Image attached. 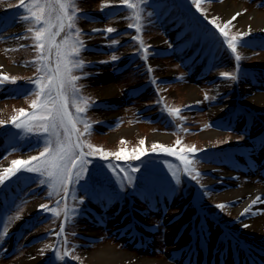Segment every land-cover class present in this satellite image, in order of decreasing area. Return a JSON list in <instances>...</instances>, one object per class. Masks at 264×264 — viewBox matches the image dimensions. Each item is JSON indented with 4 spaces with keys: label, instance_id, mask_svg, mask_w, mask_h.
Masks as SVG:
<instances>
[{
    "label": "rangeland",
    "instance_id": "rangeland-1",
    "mask_svg": "<svg viewBox=\"0 0 264 264\" xmlns=\"http://www.w3.org/2000/svg\"><path fill=\"white\" fill-rule=\"evenodd\" d=\"M16 1L17 0H0V19L13 6V4L16 3ZM119 3L120 0H77V6L79 7V9H81V11H86L90 13L92 12L94 17L103 18L104 20V22H99V24H97L96 22L89 23L81 16H78L79 18L77 20V27L81 29V32L82 29L85 28V25L90 31L89 34H85L82 32L83 35L81 36V39L86 41V44L89 43L90 45H92L91 48H88L86 51H83V54L81 53V58L84 61H89L90 63L88 64V67H85L83 69V71L90 73V75L77 82L78 84L84 85L83 89L81 90V95L88 97L89 103L91 105V107L86 112H89V117L86 113L84 114V116L92 124V129L90 133L84 135L82 139L108 152H116L123 148L129 153L133 149L140 147L139 141L143 139L145 140V144L143 145V147L149 152L148 154L154 157L155 159L156 157H160V153L162 152H151V146L153 143H160L169 146L175 144V141L179 139L181 141V144L175 145L176 148L194 145L200 149H203L204 147L223 148L226 147L228 144H231L232 141L235 145L248 142V134L240 132V130L237 128L230 129L228 132H225L226 130L222 131L212 139L203 138L200 135L206 129L212 130L213 121L222 120V118L226 117L225 112L231 109L229 105H231V103L234 101V96L238 104H241V106H243V109L247 108L253 111L259 110L260 114L264 115V108L257 109L253 107L246 101V97L244 98V96L241 95L240 84L237 89V92L232 94L233 91L227 90L231 80L219 77L218 74H220L221 72H234L233 69L227 70L231 68L229 66H231L232 62L229 55L231 56V58L234 57V55L231 54V50L229 52V55L226 56L227 59H225L224 61V56H219L217 59L212 61L210 63V71H205V62L201 60V57H198L196 55V53L192 50L188 43H182L181 45H179L182 46V48L180 47L177 50V53H179V57L175 56L174 54L169 55L173 53V51L165 55V58L159 54L153 55L155 54V52L152 54V56H148V64L153 69L149 76L151 77L154 74L155 78H157V81H170L167 84H160L159 82L156 83L157 86H160L158 94L162 96L164 104L167 108H178L179 106H183V108H185L184 113L182 114L184 116L183 118L185 121L190 123V125L187 124L182 126L181 128L174 127L181 120V116L173 118L172 121L175 125L169 123L166 126H163L161 124L159 125L154 122V124H152L138 119V117L134 113V110L140 109L145 99L155 101L158 98L157 95L153 94L152 91L150 93L146 92V94H139H145V97L134 96L136 97L135 99L133 97H131L130 99L127 96V89L131 85L137 84L139 80L145 82V77H142V74L139 73V68L142 67L141 64H139L140 66L136 67L135 70L128 69L122 73H114L116 68L120 65L129 64L128 61L126 62V59L128 57V55L126 54V49L128 47H130L131 49L136 45H134V42H126L120 45V41L118 48H116V45V47H109L108 45H110L112 38L105 37L108 34H106L103 30L99 32L92 31L93 29H98V26H101L103 29H106L107 27H115L118 31L122 28L121 26L124 24V22L121 16H114L110 18H107V16H105L106 14L111 12V10ZM225 3H232V6H242V8L238 10V12H242L243 14L248 13L250 11H257L260 16L264 17V1L262 0H211L210 3L208 2V0H202L201 7L206 10L205 14L208 15L209 19H211V17L214 16L215 7L218 5H223ZM103 5L108 6L104 7L102 10ZM192 6L194 10H196L193 4ZM199 14L202 15L200 12ZM146 18L147 20H143L144 27L142 32V37L145 42L150 43L154 47L161 48L167 47V43H165V38L167 40L168 38H171L172 41H177L176 30L173 28V22L171 18L163 21L162 29L160 25L154 23L152 14L150 16L148 15ZM217 22L223 24V18H219ZM24 23H26L28 27L30 26L28 22ZM238 31L249 30H243L235 23V21H233L232 26H230L229 28V32L230 34H235ZM5 32H9V30L7 29ZM262 34L263 33L250 30V35H248L247 38H261ZM21 35L23 34L10 36L6 39L0 40V58L4 62L2 64L0 63V74H7L8 76L24 78L18 79L16 85L6 83L5 85L7 86V88L5 91L3 87H0V120H8L11 116L17 114L15 111L17 109H28L29 102L34 98V96L30 94L34 88L27 89L29 87L34 86H29V83L27 82L26 78L33 77L36 71L35 65L29 63L34 58L35 51L32 46H27L23 48L19 47L21 44L28 43V41L31 40L30 33L26 32L24 35L29 37L28 39H17V37ZM121 36L122 35L118 36V40ZM104 38H107L106 42L104 41ZM157 38H159L161 42L155 43L154 40ZM103 42L107 43V45L103 46ZM238 52L242 56V60L240 62L248 64L249 66H251L250 68L252 69L264 68V66L260 65L264 63V46L257 47L255 49V52L240 49H238ZM113 54L120 57V59L114 62L110 61V57ZM100 61L110 62L99 63ZM180 63L185 67L186 70L188 69L189 71H191V74L187 73L184 69H179ZM101 73H106L105 80L100 75ZM74 74L81 75L82 73L80 71H77ZM202 77H205L207 79H203ZM207 80L212 82V84L207 83ZM105 81L107 83L111 82L115 86L117 95L113 98L99 99L97 97V90L95 89V87L98 85L101 86ZM24 83L26 84L24 85V87H22V84ZM260 85L261 88H259V90H255L258 93H264V83ZM188 87H191L197 95V98L190 102L187 101L189 93L186 92V90L188 89ZM147 88L148 87H146L143 91L147 90ZM205 95H207L209 99H204ZM97 101L104 105V109L99 110L94 106ZM197 101H199V103H197ZM193 104L200 105L198 110L193 111V109L190 107V105ZM105 106L107 107L105 108ZM215 106L222 107L224 109V112L215 118H210V110ZM72 110L73 112L75 111L74 108ZM107 111L114 112V114L111 116H105L104 114H102V112ZM165 117L166 116H163L159 119L161 120V118L163 119ZM101 118L105 119V123L97 121V119ZM13 127L14 126H12L11 124H7L0 127V145L3 136ZM128 127L133 128V131L126 133L125 131ZM186 127L189 128L190 132L184 131V129H187ZM78 128L83 131V124H79ZM178 130L180 132H178ZM158 133H163L169 137L167 138V140L164 141L152 139V135ZM121 140H123L124 143H121ZM218 152L219 149L214 150V154H217ZM20 154H22L21 147L10 149H3L0 147V171H2L3 168L8 165L9 161L18 159ZM169 165L170 164L162 163L155 164L154 166L158 168L159 172L170 174ZM200 166L201 170L204 171L206 169H211V174H207V178L200 177V181L202 182L203 180V182H205V184H209L210 187L208 189L209 191H207V195L204 194L206 190L205 188L199 190V200H197L194 204L196 208L200 209L202 215L204 216V220H199L194 216L192 218V225L194 229V243L196 244L198 242L197 229L200 230L202 233L205 232L208 236L211 235L210 229H208V227H206V229L205 227L202 228L203 224L204 226L205 224H207V219L223 220L218 222H224L228 225L229 223H232L231 221H233V219L236 217V215L232 212V203L229 201L220 200L217 196L219 193L223 192V188L225 187L224 185H216L214 183L219 182L223 176V174L218 173L220 171L219 168L216 169V167L214 166H211L210 168L208 162L204 161L203 164H200ZM222 171L225 172L224 174H227V176L228 174H230L227 173V169H224ZM186 177L188 180H190L191 184L194 183L195 180L191 179V177L187 175ZM247 179H249L250 181H254L258 185H260V187H264V179H261L258 176L253 175ZM241 180L242 179L238 181ZM243 180L242 182L245 181ZM230 181L233 180L231 179ZM181 185V183L178 185L176 184V192L179 190ZM240 186L241 183L234 185L233 188H239ZM1 187L2 185H0V188ZM47 192L48 189H46L45 194L42 197L31 196L28 199L24 198V196L21 194L17 197V199H15L12 206L6 207L3 205L4 207L0 208V221L4 222L0 224V231H2L3 226L9 227V232L7 234L8 239H3L2 241H0V264H13L14 261L18 260L20 257L31 254L39 259L38 264H48L47 261H49L50 259L49 256L51 254V251L55 247V240L57 239V242H59V240L63 241V236H60L59 238H57L56 236V233L59 231L61 216L57 217L52 215L51 218H48L47 221L42 223L41 227L37 226L35 228L34 223L30 226L27 224L28 221L31 220L39 222L40 224L41 219H38L39 215H37L38 218L36 220L34 218L31 219V217L33 216L36 208L42 201L46 202L45 204L49 205L48 202L50 198H48ZM190 192V187H188L184 194L182 193V198L181 196L176 197L175 195L174 201L170 205L171 208L167 210L168 214L165 217L166 227L164 226V217L159 212H154V210L149 211L150 220L153 221L156 225H158L160 232L157 233V235H152L154 238L152 242L153 246L148 245L145 250L140 249L141 247L137 250H134L136 248L133 247V242H129L128 238H123V235L121 236V240L119 239L120 241H115L111 234L113 230L111 224H109L105 228V230L102 231L107 237H103L102 240L98 241L96 240V236L100 237L99 232H90L92 230H96L95 227H85L84 225H82V223H80L81 221H77L78 224H76L75 227L78 228L80 236L84 238H80L79 241H77V238H74V251L70 249L73 248V244L70 243L68 246H66L67 249L70 250L71 257H79L78 260L72 259L71 264H92V260L89 258L90 250L98 248L104 245L105 243L113 244L116 247L122 249H130V251L132 250L137 254H146L156 259H160L163 261H173L176 264H179V261L171 259L169 257L170 252H167L169 242L172 239V233L175 232V230L169 231V225L173 221L177 220L180 223L177 229H186L189 220L188 216H186V214L184 213L179 217H175V211L178 209L181 202L185 201V203L191 205L192 199L189 195ZM205 197L208 201H210L209 204H205L206 206L202 205V202ZM214 200H218V202H211ZM217 203H224L228 206L223 210L217 209L215 207ZM41 204H43V202ZM54 206L56 207L57 204H55ZM191 206L189 207L190 209H193L194 213L195 209L193 206ZM18 212L20 213L21 218L19 220H16L15 216ZM139 215L144 216L145 220H149L147 217V213H140V210L137 211L135 210V208L126 210L125 212L119 213L116 216H111L110 219L112 220L111 223H115L114 228L116 229L121 225V223L128 222L130 217H140ZM9 217H11L12 219L9 220ZM182 223L185 226L181 227ZM242 225L243 224L240 223L239 220L234 224H231L230 232H228V235L234 236L233 230H236L239 232V234L246 236L245 239L248 241L245 242V246L248 247V245H250L252 247L255 246L264 249V238L260 236L258 237L257 235L245 231V228L242 227ZM49 227L53 228L50 231L52 232L51 234L48 232ZM40 229H42V232L40 231ZM177 232L178 231H176V234ZM217 232V230L213 232V234L210 236V240L205 244V247H209L211 246L210 244H213L214 239L217 237ZM52 234L55 235L53 236ZM42 235H45V238L47 240L39 239L42 237ZM163 237H165V244L162 241ZM20 239H23L22 241L24 242L21 241L22 243L20 242L13 252V242H17ZM184 241L185 240L183 239L181 242ZM77 242L79 243L77 244ZM46 245H52L53 247L47 248L45 247ZM221 245H223V242L222 240L218 239L214 244V248L218 249L221 247ZM55 249H59L61 253L64 252V250L62 249V244L59 246V248L57 245ZM237 249H241V247H237ZM148 250H151V253ZM3 254L8 257L3 256ZM57 263L59 264V261L55 260L54 264Z\"/></svg>",
    "mask_w": 264,
    "mask_h": 264
},
{
    "label": "snow or ice",
    "instance_id": "snow-or-ice-1",
    "mask_svg": "<svg viewBox=\"0 0 264 264\" xmlns=\"http://www.w3.org/2000/svg\"><path fill=\"white\" fill-rule=\"evenodd\" d=\"M210 3L211 0H208ZM122 5L127 6L132 14L129 17L133 23H129L127 27L134 28L136 35L132 37L140 44V51L144 53L143 59L147 61L149 46L145 45L141 39L140 33L143 30V12L144 6L148 0H120ZM196 10L200 12L204 19L211 24L222 37V44H226L227 49L231 50L236 61L235 72H221L219 75L222 78L232 81L238 80L239 66L242 56L238 52V47H245V37L250 35L249 31H238L235 34H230L229 28L232 22L241 16L242 12L235 13L231 19L224 21L223 24L218 23V17L213 16L209 19L205 14V9L201 7L202 0H191ZM18 6L23 8L25 15L21 17L22 22H28L30 26L26 29L31 34L30 38L33 41L32 47L35 51L34 58L29 62L35 65L36 71L33 77L26 78L27 82L34 85L33 91L30 93L34 98L29 102V110L20 108L15 110L17 114L11 116L8 120H0V127L11 124L15 129L20 130L19 134L27 137L35 134L38 139L43 140V149L27 159H14L8 167L0 171V185L5 184L11 178L15 177L20 172L38 174L39 184L46 185L48 188V198L56 197V207H49L47 204L38 206V210L50 212L54 216L59 217L63 213L64 220L60 223L59 231L56 233L57 238L62 236L65 231V223L72 221L78 214V206L84 203L83 198L77 201L76 205H69L68 199L77 200L76 187L81 181H84L89 172V165L92 160L89 157H99L103 160H108L109 157H114L116 160L124 161H139L146 156L147 150L143 147L145 140L139 141L140 147H137L127 152L121 148L116 152H108L99 148L85 140L82 137L90 133L92 124L83 116L91 107L89 98L81 95V90L84 85L77 82L90 73L84 72L83 69L87 66L86 62L81 58V53L86 51V42L81 39L83 33L77 27L78 13L81 9L77 6V0H18ZM108 5H103L104 7ZM151 15V13H149ZM93 32H99L100 29H93ZM106 34L115 33L118 30L115 27H107L103 29ZM62 38L58 41L57 37ZM27 36H18L17 39H28ZM119 43L116 39H111L109 47ZM19 47H25L21 44ZM120 57L113 54L110 61H117ZM110 61H100L99 63H109ZM80 71L81 75L74 73ZM153 71L152 67H148V72ZM18 79H24L16 76H8L0 74V87L6 83L13 85L17 84ZM152 83H157L153 80ZM20 94V93H17ZM162 99V98H161ZM204 99H209L205 95ZM214 99V97H213ZM199 103V101H197ZM75 109L71 111L70 109ZM171 116H179L181 109L167 108L165 109ZM184 119L183 117H180ZM79 124H83V131L78 128ZM185 132L188 129H184ZM121 143H124L121 140ZM181 141L177 139L175 145H180ZM87 149V151H85ZM157 151L176 156L181 162L182 172L184 175L191 177L198 183V177L201 173L196 168L198 162L196 154L202 152V149H197L194 145L191 147H181L177 150L175 146L169 147L160 143H153L151 152ZM107 167L116 175L120 186L132 184L134 173L140 169L138 166L129 165L126 169L117 168L109 162ZM172 179L178 185L181 183V175L179 169H173L169 166ZM121 174H123L121 176ZM202 188L205 186L201 185ZM207 195V191L204 192ZM61 201H64L63 206ZM258 203H264L261 196H256L251 203L243 209L239 214L245 216L252 212V209ZM228 205L224 203L216 204L217 209H225ZM264 213V209H258L252 212L253 215ZM21 218L18 212L15 216L16 220ZM9 220L12 218L9 217ZM4 223L0 221V224ZM158 227V225L154 226ZM242 227L248 228L250 225L243 224ZM9 232L8 226H3L0 231V241H2ZM67 244V241H65ZM47 248H52V245H46ZM43 254V251H42ZM70 255V250L65 248L63 254L59 249L55 250V259L64 261ZM72 259L78 260V256H73Z\"/></svg>",
    "mask_w": 264,
    "mask_h": 264
},
{
    "label": "bare ground",
    "instance_id": "bare-ground-1",
    "mask_svg": "<svg viewBox=\"0 0 264 264\" xmlns=\"http://www.w3.org/2000/svg\"><path fill=\"white\" fill-rule=\"evenodd\" d=\"M242 6H232V3H225L223 5H218L215 7L214 10V16L218 18H223V21H227V19L231 18L235 13L240 10ZM225 19V20H224ZM235 23L241 27L243 30H253L256 32H260L264 34V17L260 16L257 11H250L248 13H244L241 16H238L235 20ZM155 43L161 42L159 38L154 40ZM0 63H4L3 60L0 58ZM261 66H264V63L260 64ZM103 79L105 80L106 73L100 74ZM95 89L97 90V97L99 99H107V98H113L117 95L115 86L109 82L106 81L101 86H96ZM241 91L246 93L248 91L251 92L249 96L246 97V101L252 105L253 107L257 109L264 108V93H257L254 92L252 87L241 86ZM188 92V100L192 101L197 98V95L194 90H192L191 87H188L186 90ZM224 112V109L220 106H215L210 110V118H215L219 116L221 113ZM105 116H111L114 114V112L107 111L102 112ZM257 116L264 121V116H260V114H257ZM133 128L128 127L126 129V133L132 132ZM220 129H206L204 130L200 135L203 138L212 139L214 138L218 133H220ZM152 139L158 140V141H164L167 140L169 136L158 133L153 134ZM207 145V144H206ZM230 176H224L222 177L223 185L225 186L223 188V192L219 193L217 196L220 200L224 201H231L232 203V211L237 217H240V221L242 223H246L250 225V227L245 228V231L252 233L254 235H257L258 237L264 238V213H260L257 215L248 214L245 216H240L239 214L243 211L245 207H247L250 202L254 199V197L261 191L264 190V187H260L257 183L254 181H238L236 178L237 176L233 178V181L231 180V176L235 175L234 173L229 174ZM241 186L239 188H233L234 185L240 184ZM217 184V183H216ZM263 199V198H262ZM211 202H218V200H214ZM33 207V206H32ZM260 208L264 209V203H261L257 207H253V209L258 210ZM247 216V217H246ZM243 217V218H242ZM141 224H146L147 221L145 220L144 216H140L136 218ZM244 220V221H243ZM180 225L179 221H173L169 225V231L175 230V232L172 233V239L169 242V246L167 248V252L180 250L181 247V241L186 237L187 231L186 229H177ZM182 227V226H181ZM180 227V228H181ZM176 231H178V237H175ZM170 234V232H169ZM144 240L145 242L149 243L148 245H152L153 240L150 239V235L148 232H144ZM147 237V238H146ZM182 239V240H181ZM184 243V242H183ZM230 253V251H228ZM257 256L258 261H260V264H264V251L262 252H254ZM89 258L92 260V264H176L175 262L171 261H163L160 259H156L153 257H150L149 255L144 254H137L133 252L130 249H122L119 247H116L113 244L105 243L104 245L90 250V256ZM198 258V257H197ZM39 259L34 255H26L20 257L18 260H15L13 264H38ZM200 262H195L194 264H198ZM191 264V263H189ZM219 264H233L232 263V256L231 254L228 256H224L222 261ZM244 264H258L254 257H251V260L248 261L246 258Z\"/></svg>",
    "mask_w": 264,
    "mask_h": 264
},
{
    "label": "trees",
    "instance_id": "trees-1",
    "mask_svg": "<svg viewBox=\"0 0 264 264\" xmlns=\"http://www.w3.org/2000/svg\"><path fill=\"white\" fill-rule=\"evenodd\" d=\"M26 110H28V109H26ZM71 111H73L72 109H70ZM87 115H89V112L88 113H86ZM15 128H13V130H14ZM13 130H11V131H13ZM8 137V136H7ZM7 137H5V138H7ZM5 138H3V139H5ZM17 140H19V139H17ZM20 141V140H19ZM43 149V147L41 148V150ZM131 153V152H130ZM33 156V155H32ZM18 159H21V158H18ZM136 163H137V161H135ZM135 162H133V164L132 163H129V164H126V166H125V168L127 169L128 167H129V165H135L136 166V163ZM135 174L136 173H134L133 175H134V177H135ZM35 176V174L34 173H27V172H20V175L17 177V175H16V179L17 180H19V181H29V180H31L33 177ZM136 181V179L134 178V180H133V182H135ZM46 188H47V186H46ZM120 188H121V186H120ZM120 188H118V187H115V190L112 192V194H115V193H117L118 192V195H121V196H123L124 197V194H123V192H122V190L120 189ZM129 194H130V196H132V197H134L135 195H136V192H135V190L134 189H132V190H130L129 191Z\"/></svg>",
    "mask_w": 264,
    "mask_h": 264
}]
</instances>
